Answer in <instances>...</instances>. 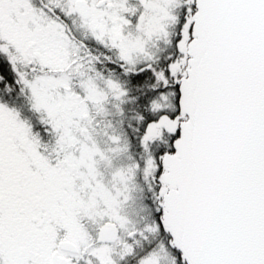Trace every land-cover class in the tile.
<instances>
[{"label": "snow or ice", "instance_id": "obj_1", "mask_svg": "<svg viewBox=\"0 0 264 264\" xmlns=\"http://www.w3.org/2000/svg\"><path fill=\"white\" fill-rule=\"evenodd\" d=\"M0 264H264V0H0Z\"/></svg>", "mask_w": 264, "mask_h": 264}]
</instances>
